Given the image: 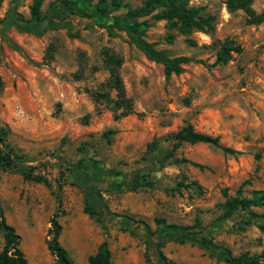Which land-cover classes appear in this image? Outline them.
I'll use <instances>...</instances> for the list:
<instances>
[{
    "label": "rangeland",
    "instance_id": "obj_1",
    "mask_svg": "<svg viewBox=\"0 0 264 264\" xmlns=\"http://www.w3.org/2000/svg\"><path fill=\"white\" fill-rule=\"evenodd\" d=\"M31 1L0 0V19L10 11L29 18ZM61 3L43 0V21ZM94 3L83 0L77 5L95 11ZM125 4L135 7L140 1L107 4L100 19L62 11V20L70 22L76 37L65 29L40 36L11 26L0 31V125L8 128L7 143L25 166L48 183L25 180L16 169H0V210L19 236V249L28 264H54L46 241L49 219L58 206V241L72 264H88L87 256L102 241L115 264H152L143 230L135 222L152 230L155 218L189 226L190 235L205 236L232 255L260 254L264 234L255 221L244 222L247 210L223 218L220 204L223 191L233 196L240 184L241 196L264 191V21L249 23L243 11L227 10L224 0H190L203 16L213 17V30L193 31L191 44L152 13L124 17ZM251 8L259 12L264 0H251ZM114 16L124 19L112 24L115 35L110 36L102 25ZM136 27L143 28L145 40L155 48L197 61L183 64L178 74L165 75L160 64L128 43L126 30ZM226 40L233 48L221 62L217 51ZM107 56L119 63H108ZM109 67L122 81L131 109L126 114L125 103L115 108L107 99L115 98L107 83ZM185 122L239 152L181 143L175 157L187 161L170 160L148 169L142 156L146 144L155 138L165 146ZM78 166L119 218H103L100 225L82 211V190L73 177ZM135 169L139 180L150 184L131 190L126 182ZM125 217L132 223L124 222ZM2 243L0 231V248ZM161 251L175 264H227L190 242L166 241ZM259 260L264 264V254Z\"/></svg>",
    "mask_w": 264,
    "mask_h": 264
},
{
    "label": "trees",
    "instance_id": "obj_2",
    "mask_svg": "<svg viewBox=\"0 0 264 264\" xmlns=\"http://www.w3.org/2000/svg\"><path fill=\"white\" fill-rule=\"evenodd\" d=\"M43 0H32L29 5V18H25L21 13L16 11L8 12L2 19H0V31L7 27H13L18 32L30 33L35 36L42 35L46 30L65 29V32L70 37H76L77 32H71V24L68 20H62L61 12L77 15L85 18H102L107 14L106 5L117 6L121 0H95L92 9L84 10L77 5L83 0H61V9H54L51 15L43 21L41 14V3ZM140 4L135 7H130L128 4L124 17L134 19L135 17L152 13L156 19L165 21L169 29H174L177 33L186 36V40L193 44V40L188 36L193 31H200L210 33L213 30V17L211 15L203 16L201 14V7L189 5L190 0H139ZM227 10L232 11L239 9L246 15L249 23H260L264 21V8L259 12L251 8V0H224ZM123 16L111 17L110 23H104L108 35L113 36L112 24H116L119 18L124 19ZM117 28H121L117 25ZM128 43L138 49L146 59L161 65L165 75L178 74L182 71L183 64L190 61H197L190 57L177 55L173 56L164 49L154 47L152 42L145 40L144 30L141 27H136L134 30H126ZM173 35H168V40L172 39ZM13 47L15 45L12 44ZM233 48L227 40L223 47L217 51V59L221 62H226L229 57V50ZM108 63H119L118 58L111 56L106 57ZM108 86L114 91V97L107 99L112 103L113 107L119 108L126 102L124 97V90L122 81L114 67L108 68ZM125 110L122 114L131 111L129 105L125 103ZM8 128L0 125V169H16L20 172L25 180H32L35 182H42L48 184L46 179L41 175L32 172L30 167H26L22 156L17 154L15 150L7 143ZM181 143H207L219 147L224 153H238L239 151L228 146H221L217 137L206 133L195 131L189 122H185L176 131L172 132L168 137V142L165 146H161L159 140L152 138L145 146L143 159L147 162V168L154 165H163L170 160L185 162L184 158L175 157V149ZM258 157V155H256ZM192 165L201 167L200 164L190 162ZM139 169L131 172L130 179L126 182V186L135 190L145 184H150L149 181L139 180ZM73 177L82 190V211L90 217H95L100 225H103V218H119V215L111 211L105 204L100 191L94 188L88 178V173L80 166L77 167L73 173ZM93 177V176H92ZM94 178V177H93ZM97 178V176H95ZM94 178V179H95ZM196 189L199 186L193 182ZM240 186L233 196L227 195L223 191L224 200L220 204L221 217L226 218L232 215L236 210H247L248 218L245 223L252 221L256 222L258 230L264 234V191L252 190L250 196H241ZM56 197V196H55ZM57 199V197H56ZM57 201V200H56ZM250 207H260L262 211L256 212L249 210ZM58 206H56L49 219V227L47 234L49 238L46 241L47 249L54 256V264H72L66 249L59 243L58 235L60 232V224L57 221ZM156 228L150 229L146 224L136 221L140 225L142 233V242L144 249L152 259V264H175L167 259L161 251V247L166 241H175L178 243L190 242L200 248L206 249L209 254L218 260L227 264H263L259 257L264 254V250L260 254H248L247 252L232 255L230 251L221 245L213 243L205 236L194 237L190 235L189 226L177 225L174 223H166L164 218H155ZM124 222L132 223L129 218L125 217ZM199 224L195 220L194 225ZM0 231L2 233L3 243L0 248V264H28L23 253L18 247L19 236L15 233L13 226L8 224L0 210ZM88 264H115L110 258V252L107 248L106 242L102 241L93 254L87 256Z\"/></svg>",
    "mask_w": 264,
    "mask_h": 264
}]
</instances>
